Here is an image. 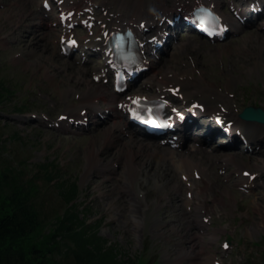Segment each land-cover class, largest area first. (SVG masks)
<instances>
[{
    "label": "rangeland",
    "instance_id": "obj_1",
    "mask_svg": "<svg viewBox=\"0 0 264 264\" xmlns=\"http://www.w3.org/2000/svg\"><path fill=\"white\" fill-rule=\"evenodd\" d=\"M203 63L214 64V62L212 61H203ZM28 64V61H22L13 66V69L10 70L13 73L19 72V74L11 79V81L13 82V86H19L18 88H21L22 92L26 90L27 82L30 79V76L25 73ZM10 71L4 73L2 72V70H0V75L4 78H7V76L11 75ZM59 94L60 98L62 96H67V94L64 92L59 91ZM3 111L6 112V109H4ZM34 111H40V107L37 103L35 104ZM4 117L5 113L0 114V171L12 166L14 167L15 174L20 173L19 176L22 181L27 182L28 180H35L40 175L37 174L38 168L35 163L37 160H40L42 158L41 154H43L45 150L41 152V154L40 150L46 149L49 141L52 144V148H47V151L50 153V156L52 158L55 157L54 154L61 155L62 157H69L67 154L62 155V153H66L63 150L62 145L67 146L70 139L56 140L54 138H47V134L45 132H39L35 125L33 127H30L28 125H25L24 123L17 122L19 127L16 125L14 127L12 125L5 124ZM15 131L20 135V139L18 138L19 140L11 137V135ZM52 140L56 141L54 142ZM68 152L70 153V149L68 150ZM67 163L72 167L71 169L75 171L74 174L76 175V171L79 172L81 168L80 164L78 162H74V160L71 158ZM72 175L73 173H71L69 176ZM39 182L41 184V188L39 187V192H42L43 196L38 195L35 201L40 206L42 216L47 223L48 228H53L52 224L55 220L56 214L62 210V205L58 201V195L55 189L53 187L45 188L42 185V181L40 179ZM85 193L87 198L90 199L88 202L92 207L96 209L98 216L105 218V224H103L105 230L100 231L101 234H103L104 236L106 234L108 238L110 237L109 239L117 243L120 241L121 245L119 243L118 244L123 248L122 250L125 251L126 249H129L131 253L135 255L134 251L138 250L136 245H140L141 240L136 235L131 225L126 223L125 219L121 222L117 219H114V214L117 212V210L119 211L120 204H109L108 206L102 204V202L99 200L100 189H98L96 186H93L91 190L85 189ZM262 200L264 201L263 197ZM112 220L117 225L113 226ZM259 250L264 251V246H261ZM251 254H253V256H257L252 257L249 255L252 262L262 261L260 253ZM247 260H243L241 264L247 262ZM164 264L170 263L169 261H166Z\"/></svg>",
    "mask_w": 264,
    "mask_h": 264
},
{
    "label": "trees",
    "instance_id": "obj_2",
    "mask_svg": "<svg viewBox=\"0 0 264 264\" xmlns=\"http://www.w3.org/2000/svg\"><path fill=\"white\" fill-rule=\"evenodd\" d=\"M12 171H8L10 175L0 174V264H64L53 254L62 244L56 239L57 233L71 225L61 221L54 232L43 235L40 213L30 197L15 189ZM69 241L73 246L64 244L73 253L74 264H119L113 251L103 248L100 241L85 238L83 231L73 234Z\"/></svg>",
    "mask_w": 264,
    "mask_h": 264
}]
</instances>
